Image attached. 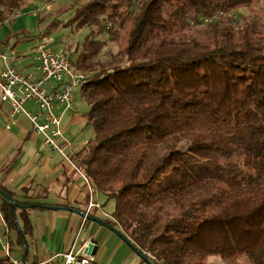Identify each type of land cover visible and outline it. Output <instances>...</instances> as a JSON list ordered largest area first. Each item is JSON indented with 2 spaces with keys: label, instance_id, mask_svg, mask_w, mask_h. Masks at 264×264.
Listing matches in <instances>:
<instances>
[{
  "label": "trees",
  "instance_id": "obj_1",
  "mask_svg": "<svg viewBox=\"0 0 264 264\" xmlns=\"http://www.w3.org/2000/svg\"><path fill=\"white\" fill-rule=\"evenodd\" d=\"M26 4L0 0V27ZM257 4L90 0L76 6L72 22L92 30L83 44L92 52L72 60L77 72L106 47L101 36L110 33L116 42V27L129 28L118 53L123 61L86 73L77 90L89 107L93 137L73 149L72 159L98 192L114 199L105 222L153 264H208L211 256L264 264V23ZM10 199L32 203L0 185L8 245L13 248L15 231V243L24 247L32 232L29 209L15 210Z\"/></svg>",
  "mask_w": 264,
  "mask_h": 264
},
{
  "label": "crops",
  "instance_id": "obj_2",
  "mask_svg": "<svg viewBox=\"0 0 264 264\" xmlns=\"http://www.w3.org/2000/svg\"><path fill=\"white\" fill-rule=\"evenodd\" d=\"M28 7V4L24 5L17 16L29 15L31 11ZM26 31L21 32L24 34L18 40L27 39ZM12 36L1 42L2 35L0 34V54L7 56L8 41ZM29 54L27 57L30 60H26L24 57L25 60L18 62L21 71L15 65L18 63L14 62V59L9 58L8 65L18 67L17 69L22 73L36 74L35 67L38 62L35 59V53ZM18 56L16 59L22 57L21 55ZM4 68L5 64L0 59V70ZM25 109L33 114H39L35 102L27 103ZM9 110L10 106L3 104L0 100V185L11 192L19 201L84 212L90 199L84 180L60 155L50 151L43 136L35 133L32 123L25 115H17L11 119ZM55 113L62 118L64 132H68L71 127L87 123V118L80 114L79 109L77 112L66 111L63 106L56 104ZM88 142L81 146L85 147ZM73 149L74 153L81 150L77 149L76 145ZM106 198L108 200L106 194L96 190L94 199L102 209L95 211L92 217L104 220L103 214L109 215L104 211L103 201ZM28 214L32 224V232L26 237V246L17 245L16 251L22 252L23 250L22 256L24 257L22 259L16 257V260L26 264H55L53 262L48 263L54 255L68 252L71 249L77 252L76 250L83 248L85 244L94 242L97 246V253L94 256L95 262L98 260L100 263L103 261V264H115L118 258L121 264L128 262L129 259H131L132 264L137 262L147 264L127 244L129 250H124V246L120 244L112 231L96 222L93 224V231L84 233L85 226L91 220L84 223V217L73 211L32 208L28 210ZM0 221L5 228L4 235L0 234V258H6L4 246L9 243L6 240V227L1 216ZM96 225L98 226L96 227ZM19 226L23 228L21 219ZM9 235L11 238V232ZM16 239L17 234L15 233L14 240L16 241ZM104 244H107L105 248ZM112 244L118 249L115 248L109 254ZM115 250H121L125 257L114 256ZM14 252L15 250L11 248L13 259H15L13 257ZM131 252L133 256H131Z\"/></svg>",
  "mask_w": 264,
  "mask_h": 264
},
{
  "label": "built area",
  "instance_id": "obj_3",
  "mask_svg": "<svg viewBox=\"0 0 264 264\" xmlns=\"http://www.w3.org/2000/svg\"><path fill=\"white\" fill-rule=\"evenodd\" d=\"M0 59L5 64V68L0 70L1 102L10 106L11 119L17 115H25L32 123L35 133L43 136L50 151L60 155L84 180L90 194L88 206L84 211L86 223L88 216H92L95 211H101L102 208L94 199L96 189L92 179L83 173L72 159L73 143L64 132L62 118L55 113L56 104L63 106L66 111H78L75 105V92L82 87L86 75L73 69L71 58L65 50H54L48 41H40L36 46L35 59L38 62L35 67L36 74L22 73L16 67L9 66V58L3 54H0ZM29 102L37 104L39 114H33L25 109ZM103 216L104 220L110 218L107 214ZM87 247L88 244H85L79 252L71 249L58 253L48 263L91 264L95 258L85 252ZM4 253L10 264H26L12 258L8 244L4 246Z\"/></svg>",
  "mask_w": 264,
  "mask_h": 264
},
{
  "label": "rangeland",
  "instance_id": "obj_4",
  "mask_svg": "<svg viewBox=\"0 0 264 264\" xmlns=\"http://www.w3.org/2000/svg\"><path fill=\"white\" fill-rule=\"evenodd\" d=\"M90 0H27V4L29 5V10L31 11L29 15L17 16L13 22L10 24L4 25L2 28L0 27V34L2 35L1 42L5 41L8 37L19 34L24 30H27L25 33L27 34L26 40H16L15 37H12L8 41V50H7V57L14 59V62H19L20 60H30L27 56L29 53H35L36 46L40 41H48L51 43L52 48L56 51L65 50L67 54H69L71 61L75 60V57L81 55L85 57L89 55V50H85L83 44L86 38L91 34V28H83L78 30L76 25L72 22L74 17V12L76 6L82 5ZM258 1L257 5H254L255 12H258L261 16V20L264 23V0H256ZM53 24V25H52ZM55 24V25H54ZM51 25V26H50ZM126 29L120 30L116 27V31L120 34L119 38L116 42L111 41V34H106L105 36H101V39L107 40L106 47L101 51L98 52L99 54L90 56L84 65H86L84 69H81L80 72L86 74L90 71H96L101 68L115 65L123 61L122 55L120 53L124 47L126 46V39L124 38ZM118 37V36H115ZM75 52H77L75 54ZM74 54V55H73ZM18 55H21V58ZM81 57V58H83ZM19 67L20 65L15 64ZM17 67V68H18ZM85 69L87 70L85 72ZM21 71V70H20ZM27 73V72H26ZM29 73V72H28ZM78 93L75 92V105L78 107L79 112L81 115H85L86 112L89 110L88 105L77 95ZM70 120V119H68ZM65 130V128H64ZM71 142L75 143L77 149H82L84 143L88 142L93 137V130L91 126H88L87 123L81 126H74L71 127L68 132ZM74 145V147H75ZM109 200V199H108ZM107 198L103 201L104 208L107 213H112L115 207L114 199L108 201ZM95 222L90 221V223L85 226L83 230L84 233L93 231V224ZM98 225H96L97 227ZM118 230L117 228H115ZM5 228L3 227L0 221V234L4 235ZM15 231H11V238L14 240ZM113 235L117 238V240L124 246V250H129L126 242H124L120 236L112 232ZM7 240V239H6ZM103 240V238H102ZM104 244V248H105ZM109 247V246H108ZM116 248L114 244L110 246L111 252ZM13 249L15 252L13 253V257L23 258L24 251L22 252L16 251L17 244L13 243ZM118 249V248H116ZM77 252L80 251V248L76 250ZM130 252V251H129ZM83 253V251H82ZM114 256L117 257H125L121 250H115ZM131 256H133L131 252ZM122 262V264H132L130 262ZM103 262V261H102ZM100 263L98 260L92 264H103ZM136 262V261H135ZM208 264H228L224 262L219 256H211L207 259ZM115 264H121V261L116 259ZM135 264H141L140 262ZM234 264H248L244 259L235 261Z\"/></svg>",
  "mask_w": 264,
  "mask_h": 264
},
{
  "label": "water",
  "instance_id": "obj_5",
  "mask_svg": "<svg viewBox=\"0 0 264 264\" xmlns=\"http://www.w3.org/2000/svg\"><path fill=\"white\" fill-rule=\"evenodd\" d=\"M10 203L12 204V206L14 207V209L16 210L17 208L19 209H32V208H46V209H61V210H70L73 211L83 217H85V213L78 211V210H73V209H69V208H57V207H48V206H42L39 204H19L17 203L14 199H10ZM88 220H91L93 222H96L97 224H100L108 229H110L112 232H114L115 234H117L118 236L121 237V239L126 242V244L128 246H130V248L138 255L140 256L147 264H153L147 257H145L134 245L133 243L120 231L116 230L114 227L110 226L108 223H106L104 220H98L92 216H88ZM85 252L90 255V256H95L97 253V246L94 242H90L88 244V247L86 248Z\"/></svg>",
  "mask_w": 264,
  "mask_h": 264
}]
</instances>
